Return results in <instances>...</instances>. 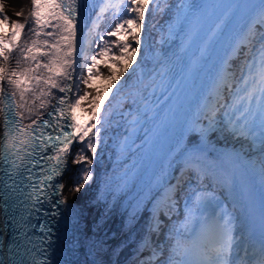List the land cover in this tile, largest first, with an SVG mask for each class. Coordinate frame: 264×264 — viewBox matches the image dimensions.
Here are the masks:
<instances>
[{"label": "bare ground", "instance_id": "obj_1", "mask_svg": "<svg viewBox=\"0 0 264 264\" xmlns=\"http://www.w3.org/2000/svg\"><path fill=\"white\" fill-rule=\"evenodd\" d=\"M104 2H106V0H95L91 3L93 7L90 6L86 15L83 16L85 21L82 19L81 25L77 27V29H79V31L75 33V35H79L77 41L71 42L70 44L69 41L66 42L63 40V35H65L64 31L67 26L62 22L60 13L55 11L54 7L48 6L45 0H0V140L3 141V139H5V141H7L11 150V162L21 173V175H19L21 181H18L19 185H17V191L13 193L12 197L19 204L27 202V207L30 209L33 203H37V205L41 203V201L37 199V197L41 198V194L33 193L34 189H31V187H33L31 183H35V179L41 175V177L37 179L39 183L35 185V188L42 186L43 181H46L45 173L48 174L49 169H53L51 163H55L56 160H52V156H54V145L52 143L53 139H49V135H53L51 131H55L56 134V131L61 129L59 125L63 123L61 119L64 117L59 109H63L64 111L63 101L67 99V101H65V105H67L68 99L70 98L69 115H72V132L65 154V170L60 176L62 178L64 176L61 180V184L66 199L72 201L69 209L72 210L77 206L81 208V211L78 212L79 216L77 219L81 221L82 235H85L86 238H83L82 241L87 244L90 242L97 256L95 262H91L87 256L82 254L78 264H83V262L85 264L86 261L88 264H115V249L111 251V245L112 243L117 245L119 242H123L131 237L132 231L130 230V224L146 201L148 205H151V209H149H153V213L150 215L147 225L151 226L156 222L157 209H159V205H165V195L169 193L166 181L167 174L172 170L173 163L171 162L169 164L167 160L174 149L173 145L177 146V142L182 140L181 130L174 138L175 140L171 145L172 148L170 147L165 153V157L159 161L157 165L155 164L154 173L149 181L143 184L144 173L150 159V152L163 129L160 125L166 120V114L161 115L162 113H159V115H157L160 116L158 124L151 130H148L149 127H146V133L143 134V136L139 135V137H137L138 134L136 132L139 126L135 125V123L138 124L139 121H135L134 119L131 124H128L129 127H127V124H123V122L124 119L128 120L131 115H135L131 113V110H134L132 107L136 105L137 100H139L141 94H143L141 92L144 85L153 80L152 75H147L149 78L144 80L145 75L149 73L148 71L152 69L154 65H159L160 67L162 63L166 62V60L161 61L158 58L160 57L161 51L165 49L167 42L171 40V37L168 38L169 40L164 44H161V48L157 52L151 54H148L144 50L146 37L140 39L142 48L138 52L135 62L131 64L124 80L122 82H117L114 86L117 92V99L111 115L98 124H92L93 121L91 119L89 120L88 116L84 118L81 115L77 106L78 77L75 72L76 63L79 51L86 39L87 33L90 31L89 23L96 14V12L93 11L94 7L95 5L101 7V4ZM62 9H68V6ZM53 13H55V17H53ZM254 14H256L257 17L264 18V0L255 9L253 15ZM51 21H53V23H51ZM54 21H59L62 27H58L57 23H54ZM84 24L85 26L82 27ZM245 25H249V17L243 20V23L237 28V32L234 33L235 35L231 37V42H228L226 47L224 46L223 50L220 51L222 58L220 61H216L214 65V67H218L217 74L214 72L215 69L207 72V77H211V82L207 84V87L211 90L216 91V84L220 78H222L224 70L223 57L225 53L230 50L232 51L237 39L243 35ZM63 27H65V29H63ZM212 27L214 28V26ZM94 30H97V26ZM61 31H63V33H61ZM91 37L94 39V33H91ZM90 42L89 40L88 46ZM65 44L68 45L66 46ZM86 44L87 43L83 46V53L85 47H87ZM208 44L209 42L206 40L205 46H208ZM205 50L206 48L203 50L201 49V55L203 53L205 55ZM163 57H165L164 54ZM179 58L180 57L177 59ZM159 61H161V63H159ZM191 61V66L194 68L192 73L195 75V71L201 68L202 59H192ZM173 62L176 64L177 61L173 60ZM170 66H172V64ZM174 70L173 73L167 71V75H171L169 78L165 75V79L168 80L167 85L174 81H170V78L174 75ZM215 76H217L216 79ZM161 81H163V78ZM65 83H67V85H65ZM203 89H205V86ZM203 89L200 96L204 103L207 104L208 99H205L206 91ZM180 90L181 88L175 94L172 101L173 104L179 98ZM162 92L163 91L159 94ZM65 95L67 96L66 98ZM163 95H165V91ZM61 99H63V101H61ZM200 101L201 99H198V102L195 103L194 112L197 110ZM2 103L3 112H1ZM55 109H57V115H59V117L56 115V118L54 117V120L49 123ZM149 111L151 110L146 108L143 114L149 113ZM141 116L142 115H137V117ZM172 117L174 120L175 115ZM189 117L191 123L195 122L193 114ZM55 121H57V123L61 121V123L55 127ZM171 122L173 123V121ZM51 125H53L55 129H53ZM208 125L210 124L206 126L209 127ZM206 126H204L205 137L208 133ZM125 127H127V131H125ZM181 127H183V125ZM182 129H184V127ZM141 131H143V127ZM141 133L143 132H140V134ZM45 135H47V137H45ZM205 137L203 145L197 149H189L184 153L182 152L181 156L189 158L190 163H195V165H199V167L203 166L220 177L222 176L221 179L225 180L236 204L242 209L243 218L239 221V224H241V227L238 229L239 232L242 230L241 228L245 227V202L233 172L224 166L221 160L233 161L239 164L243 171L253 173L255 179L264 190L262 169L252 166V163L237 155L235 156V151H231V149L223 146L213 147L207 145ZM47 141H51V147H53V149H51V147L47 149ZM42 151L45 155H43ZM47 151H49V155H47ZM208 151H211V154H209ZM0 155L1 190L6 180L9 166L7 161H9L10 157L7 158L3 155L1 146ZM41 157H45L47 161H45V159L41 161ZM49 161H51V163H49ZM39 163H41V167H39ZM33 165H35V167H33ZM43 165H45V167H43ZM47 167H49V169H47ZM37 169H41L39 175L35 173ZM1 171H3V173H1ZM31 171L35 179H32L31 183L26 185L25 190L33 193L35 197H33V195L31 197L25 196V193L19 191L21 185L25 183L26 175ZM3 175H5V177H3ZM1 181H3V183H1ZM27 187H29L31 191H29ZM21 197H23V199H21ZM25 197H27V199H25ZM13 199H11V204H13ZM149 200L151 201L148 203ZM37 205H35V207H37ZM169 205H165V208H169ZM21 207L22 206L19 205L20 210ZM7 209H9V211L5 212L7 217H4L1 222L3 225H1L0 229V253L7 251V255L11 257V261L16 263L17 259H15L13 255L16 253L15 249H19V239H22L21 233H24L26 220L29 219V213H31V219H29V221H33V215L37 214H34L32 210L25 211L26 208H23L22 213L25 215V219H23V215H21L23 223V225H21L20 222L15 221L16 214L13 213L14 210L9 206H7ZM54 209L55 211L53 212L56 213L55 215H57V212L60 213V216L63 215L61 219L57 218L61 220L62 223H60V225H62L63 228L65 219L67 218L65 213H63L65 209L61 206H59V211H57V208ZM143 213L144 212L141 214ZM150 213L151 212L148 214ZM72 215V212L69 213L70 218ZM7 221H9V223H7ZM204 222L208 223L206 221ZM17 223H19V225H17ZM15 225H17V227H15ZM52 226L55 230L56 227L51 223V227ZM9 227H11V229H9ZM219 227L225 229L222 226ZM15 229H17V231H15ZM19 229H21V231H19ZM1 231H3V233H1ZM13 231H15V233H13ZM71 231L73 230L67 232L68 238H70V240L68 239L70 243L69 249H74L76 242H72L71 238L74 236V232L71 233ZM53 232L55 233V231ZM11 233H13L15 237H13ZM209 234L213 235L211 233ZM231 235H237V232ZM231 235H217L215 237L213 235V239H215V241H225V247H231L229 242L226 241L227 239H225V237L231 238ZM9 239H11L13 243H11ZM250 240L252 241V239H249V242ZM149 241V237L147 236L141 241H138L129 257L122 261L121 264H140L141 257H143L145 253L148 254L152 251ZM7 245H9V249H7ZM11 245H13V247H11ZM71 245H73V247H71ZM238 246L239 245H237V247ZM225 247H223V250L219 249V247L210 248L225 253ZM250 247L252 246H244L237 254L239 257H237V255L233 256L237 264H259L257 260L258 253L259 255H263L262 251H255V249H250ZM247 248L249 249L247 250ZM3 249H5V251H3ZM257 249L260 248L257 247ZM84 251L88 253L87 249ZM73 252L74 256H72ZM75 252L76 249L75 251H69V257L60 255L57 257L55 264H77L76 262L73 263V259L75 255H77ZM138 253H141V257H139ZM253 253L255 254L253 255ZM9 257H5V263H3L0 256V264L11 263ZM17 257H19L18 253ZM65 257H67L69 261H67ZM83 257H85V261H83ZM204 259L206 258L204 257Z\"/></svg>", "mask_w": 264, "mask_h": 264}, {"label": "rangeland", "instance_id": "obj_2", "mask_svg": "<svg viewBox=\"0 0 264 264\" xmlns=\"http://www.w3.org/2000/svg\"><path fill=\"white\" fill-rule=\"evenodd\" d=\"M126 1H127V3H129V1H131L130 5H129L130 7H128L127 12L126 11L122 12L123 15H122L120 24H121V30L124 33L126 31L127 32L126 34H128V33L131 34L132 39H131V42L129 44L130 45V50H129L130 56L128 59V64L122 69V71L117 73L114 77H112V79L102 78L98 74L93 73V70L91 69L90 64L88 65V63L91 60V55L87 58L88 53L86 54V57L84 59L82 67L79 69L78 63L80 62L79 58L81 55V51H83L82 47L84 46L86 40L89 41V39L91 37V34H89L90 32L96 33L95 36L97 35V31L94 30V29H96V26L92 30L90 28V31H89V33H87L86 39H85V41H84V43H83V45L79 51V54H78V60H77L76 69H75L76 70L75 72H76L77 77H78V81H77V106L81 112V115L84 118H86L88 116V119L89 120L91 119L93 121L92 124H98L101 121H104L105 118H107L113 112L114 104H115V101L117 99V95H116L117 92L115 91L114 86L117 82H119V81L122 82L124 80L125 76L127 75L128 71H129L131 64L135 62L137 54L142 48L140 39L142 37H146L144 50L148 54L157 52L161 48V44H164L167 40H169L168 38H170L172 36L173 32L175 31V29L177 27L178 22L180 21V19L182 17L181 15H183V13L185 12L186 6H188V4L190 2V0H184L183 1L184 6H183L181 12L179 13V15L177 16V18L174 19L173 22H159L158 19H156L154 22H149L147 19V14H148L147 11L149 9H151L153 6L157 7L158 4L161 2V0H126ZM118 2H119V0H106V2L101 4V6L103 7L102 11L101 12L99 11V14L96 13L95 14L96 17L94 15L93 19H97V20L99 19L100 20V18H101L100 16L103 13V11L105 10V8L109 5H110L109 7H111V6L117 7V6H119ZM257 18L260 19L261 21H263V23H264V18H260L259 16ZM255 23H258V22H255ZM244 27H245V30L243 32V35L239 39H237L235 45L232 48V51L230 50L229 52L225 53V55L223 57L224 70H223L222 78H220V80L216 84L217 85L216 91H213L209 87H207L208 86L207 84L211 82V77H210L209 80L207 81L205 89H204L206 91L205 99H208L207 104L204 103L202 97L199 96L198 99L199 100L201 99L203 105L200 101V103L197 106V110H195V112H194V108H193L192 109L193 111H191L189 114V116H191L193 114V118L195 119V122L191 123L189 116L185 120L186 122H184V126H183L184 129H182V134H181L182 140L177 142V146L173 145L174 149L172 150V152H171V154L167 160L169 164L172 162L173 166H172V170L167 174L166 185H169L171 183L173 177H174L175 170L179 165V158L181 157L182 152L185 149V140L188 137L189 131L193 128L197 132H200L201 135H204V126H206L207 124H210V125H208L210 127V129H209L206 137L204 136L206 138L205 142L207 145H211L213 147L223 146V147H226L228 149H231V151H235V156L237 155V156L245 159L246 161H249L250 163H252V166L260 167L262 169L263 178H264V167L258 162L257 153H254V154L249 153V150L246 147L242 148V147H232L230 145H227V146L226 145H218V144L213 143L209 137V134L211 133V131L216 126H218V118H217V112H216L217 107L216 106L218 104V101L220 99H222L223 96L225 95V90H224V88H226L225 84L227 83L228 79H230L231 77H234L236 75L233 68L229 70V67L231 66V60L233 57H235V55H237V53L239 52V49L241 48V45L243 44V42L244 41H245V43L248 42L247 37L250 33V29L252 26L249 27L248 25H245ZM95 38L93 39L91 37L92 40L90 39L91 42L89 45L91 46V48H92L91 43L93 40H95ZM229 42H231V41H229ZM64 43H66V42H64ZM87 45H88V43L86 44V46ZM262 55H263V60H264V53ZM225 56H226V58H225ZM252 60L253 61L250 64L249 73L250 74L253 73L252 75H250L253 78H251V79L249 78V80H247V82L243 85V88L249 89L250 91L248 93H244L242 95H239V99L235 102V105H240V106L244 105V107H247V109L251 113L256 114V113H263V111H264V61H260V60L257 61L256 57L253 58ZM244 65H245V63H244ZM255 66H258L259 68L256 69ZM6 71H7V69H6ZM257 71H259L258 72L259 74L263 73V76H261V78H259V80H257V82H255L253 88L251 89V86L254 82V78L256 77L255 73H257ZM88 72L89 73L91 72V73L89 74ZM214 72H215V74H217V69H215ZM84 74H85V76H84ZM216 78H217V76H215V79ZM87 80L90 81V84H87L88 86H90V88L89 89L86 88L84 91L83 84ZM198 99H197L196 103L198 102ZM88 100L90 102L86 103V101H88ZM1 112H3V103H2V111ZM71 118H72V115H71ZM185 159L189 160V158H185ZM187 178H185L179 184L181 191L183 190L182 187H183V184ZM223 181L225 182V180H223ZM61 190H62L64 197H66V195L64 194V189L62 188V184H61ZM180 196H181V193L176 192V194L175 193L172 194L171 200L168 199L171 201V203L169 205V208H165L167 211V214L171 213V215H173V214H177L178 212L179 213L182 212V210L180 209V205H179V203H180L179 197ZM150 201L151 200H149L148 203ZM144 206H142L141 210L137 212L135 219H133L132 223L130 224V230L132 231L131 237H129L127 240H124L123 242H119L117 245H115V243H112L111 251L115 249V264H121L122 261L127 259L126 257H124V259L123 258L121 259V257H120V255L122 256V254L124 253L123 250H124V248L127 247V245H126L127 243L129 244L130 242H134V245L131 247V251H132L134 246H135V242L144 236V234H143L140 237V235L143 232V225L146 227V225L148 223L147 222L148 221V215H149L148 213L151 212L148 209L147 201L145 202ZM171 206L173 208H171ZM236 209H237V211L229 214L225 220L223 219V216H224V214H222L223 212L217 214V213H213V211H211V210H208L206 212L201 210V211H203L204 215L202 213V215L195 222H193L190 235L192 236V240L194 243H197L201 239L202 236H205L209 233L213 234L214 237L217 236L218 233L215 230L218 229L219 226H222L225 228L226 234L229 233L231 235V234L237 232V235H231V238H229V240L228 239L226 240L227 242H229L231 247H228V249L225 251V253L219 252V251H217V249H213V248L211 249L210 248L211 250L207 254L202 255L203 256L202 260H204V257L206 258L204 260L205 264H207V263H209V264L210 263H213V264H229V260H231L233 258V256H236L239 253L240 249H242L244 246L248 245V244H246V242H245L246 245H244V241L247 238H244V235L241 231L238 232V229L241 227V224H239V221L243 217L242 209H240L238 207V205H237ZM142 212H145L144 215H147V216H146L145 220L140 222L138 217ZM165 216H166L165 212H163L161 210L159 211V209H157L156 222L151 226L147 225V227H151V229L148 231V237L150 240L149 242H150V246L152 247V251L150 253H148L147 255L144 254V256L141 257V263L140 264H155V261L160 260V258H161L160 256L163 253V249L161 246H157L158 243L156 241L154 242L153 236L151 235V230L155 231V230L162 229V227H164V226H161V224L164 223ZM170 217H172V216H170ZM204 221H206L208 223H205ZM200 229H201V231H200ZM150 236H151V238H150ZM160 243L162 244L163 242H160ZM237 245H239V246L237 247ZM179 252H180V258L181 259L183 258L181 260V264H195V261H194L195 259H192L189 256V254H187L188 247L182 248L181 251H179ZM178 254L179 253H177V256H178ZM129 255H130V253L128 254V256ZM153 255L155 256L156 259L154 258V260H149V257L153 256ZM124 256H126V255L124 254ZM165 256H167V255H165ZM165 256H163V257H165ZM257 259L259 260V257ZM260 261L262 262L263 260H260ZM86 262H85V264H88ZM196 262H198V260ZM83 264H84V262H83Z\"/></svg>", "mask_w": 264, "mask_h": 264}, {"label": "trees", "instance_id": "obj_3", "mask_svg": "<svg viewBox=\"0 0 264 264\" xmlns=\"http://www.w3.org/2000/svg\"><path fill=\"white\" fill-rule=\"evenodd\" d=\"M121 1L119 0V6L117 7H106L100 20L97 21V35L95 36L96 33H94V38H96L91 43L92 48L89 45L86 49L87 58L91 55L88 65L90 64L93 73L106 79H112L117 73L121 72L128 64L130 56L129 44L132 36L121 30L120 23L122 12H127L131 1L129 3L126 0ZM183 1L161 0L157 7L153 6L147 11L148 21L154 22L158 19L159 22H173L184 6ZM247 39L248 42L241 45L239 52L231 60L229 70L233 68L236 75L228 79L225 84V95L218 101L216 106L218 126L211 131L209 137L213 143L218 145L248 148L249 153H257L258 162L264 167V111L263 113L255 114L251 113L244 105H235L239 95L250 91L243 88V85L249 78H253L250 76L253 73H249L252 59L255 57L257 61H262L263 59L264 25L260 23L253 24ZM255 67L259 68L258 66ZM87 84H90V81L87 80L83 84L84 91L86 88H90ZM254 84L255 82H253L251 88H253ZM89 102V100L86 101V103ZM200 137L201 133L192 128L185 140V147L198 142ZM182 189L181 191L178 183L177 192L181 193L179 205L182 212L173 215L165 212L164 223L161 224L164 227L160 230H151L154 242L156 241L158 243L157 246H161L163 249L160 260L155 261V264H181L183 258H180L179 251L184 247H188L187 254L192 259H195V264H201L202 255L207 254L211 250L212 235L202 236L197 243H194L190 235L193 222L202 215L203 211L211 210L217 214L223 212L224 220L229 214L235 212L229 204L228 197L224 194V189L216 184L213 185L207 179L196 181L188 177ZM144 213L139 217L140 222L146 219L147 215H144ZM144 231L145 226L143 225V232L140 237ZM160 242L163 243L161 244ZM126 245L128 248H124V253L122 252V256L120 255L121 259H124L132 252L131 247L134 242ZM177 253H179L178 256ZM197 260L198 262H196Z\"/></svg>", "mask_w": 264, "mask_h": 264}, {"label": "water", "instance_id": "obj_4", "mask_svg": "<svg viewBox=\"0 0 264 264\" xmlns=\"http://www.w3.org/2000/svg\"><path fill=\"white\" fill-rule=\"evenodd\" d=\"M102 9H103L102 6L101 7H97V5H95L93 11H95L97 14H99V11L101 12ZM53 17H55L54 14H53ZM95 17H96V15H95ZM256 17H257L256 14H254V15L252 14L250 16V18H249V25L248 26H252L253 24H255V22H258V23L264 25L263 21H261L260 19H258ZM97 21H98L97 19L91 20V22L89 23V29L91 28V30H92L95 26H97ZM51 23H53V21H51ZM54 23H57V26L58 27H62V25H61V23L59 21H57V22L54 21ZM85 24L82 25V27H84ZM208 28H209V26H208ZM208 28L204 32V35L206 34ZM61 33H63V31H61ZM64 34L65 35H63V40H65L67 42L69 40L70 32H68V31L65 30L64 31ZM89 34H91V33H89ZM78 36L76 35V36H74L75 38L73 37V39H74L73 42L77 41ZM85 43H89V41L86 40ZM243 44H246L245 41L243 42ZM87 47H88V45H87ZM87 47H85V49H87ZM82 49H83V47H82ZM85 49H84V53H83V51H81V55H80V58H79V61L80 62L78 63L79 69L82 67L83 62H84V59H85L86 54H87V51H85ZM183 49H184V46H182L180 48L179 54L182 52ZM200 51H201V49L198 51V54L196 56L197 57L196 59H198V60L199 59H202L203 58V55H204V54L201 55ZM172 60H173V58L172 59L171 58H168L166 60V62L162 63V65L160 67L158 65H154V67L148 71L149 73H147L146 75H149V76L152 75L153 80L150 83L148 82V83H146L144 85L143 90L141 92V93H144L143 97H146V96H149L150 97L154 93V90L158 88V84L160 83V81L162 80V78H164V76L166 75L167 66L170 65V63L172 62ZM220 60H221V58H220ZM174 64L175 63L173 62L172 63V66H170L169 72H171V73H173ZM217 68L218 67H214V69H217ZM149 76L144 77V80L145 79H148ZM175 78H176V76L172 75V77L170 78L171 79L170 81L172 82V80H175ZM208 79H209V77L206 78L205 81L207 82ZM65 85H67V83H65ZM170 87H171L170 84L167 85L165 87V89L163 90V92L156 97V100L154 101V104L156 103V105H154V109H152V113L148 116V119L146 120V125L145 126L147 128L149 127L148 130H151L154 126H156L158 124V121H159L160 116H157V115H159V113L160 114L162 113L161 115L166 114V120L164 122H162V124L160 125L161 128H163V126L165 124H167L169 121L171 122V117L173 116V109H170L169 111H167V110H165V108H166V105L169 102V98L172 95V92L174 90H170L167 95H163L164 94V91H166ZM168 95H169V98L167 97ZM66 97L67 96L65 95V98ZM61 101H63V99H61ZM60 104H61V102H60ZM56 115H57V109H55V112L52 114V117H51L49 123L52 120H54V117L56 118ZM57 116H59V115H57ZM172 121H174L173 118H172ZM206 129H207V131H209L210 127H207ZM137 137H139V136H137ZM3 141L0 140V143H1L0 144L1 151H2L3 155L8 158V157L11 156V150L9 148V145L7 144V141H5V139H3ZM203 143H204V135H201V139L197 143L190 144V145L186 146L185 149L183 150V153L185 151L189 150V149H197L201 145H203ZM208 153L211 154V151H208ZM212 156H214V155H212ZM187 177H191L193 180H196V181H202L203 179H207L213 185L216 184L218 187L223 188L224 189V193L228 197V199H230L231 204H233V205L235 204L234 206H235V208H237L236 202H235L232 194L230 193V191L228 189V186L221 179V177L219 175L213 173L209 169L204 168L203 166L202 167H199V165H195V163H190V161L188 159H185L182 156L179 158V165H178V167L175 170L174 177H173L171 183L167 187V188H169V193H166V195H165V205H169V203H171L170 200H171L172 194L177 192V183L180 184ZM63 178H64V176H63ZM63 178H60V180H62ZM167 198L170 199V200H168ZM165 205H159V211L161 210L163 212H167L166 209H165ZM150 206L151 205H148V209L150 208ZM171 208H173V207L171 206ZM150 211H151V213L148 215V220H149L150 215H152V213H153V209L150 210ZM150 229H151V227H147V225H146L145 231L143 233L144 234L143 237H145V236L148 237V231ZM143 237L141 239H139L138 241H141L143 239ZM138 241L135 242V245H136V243ZM87 250H88L87 258L91 262H95L96 257H97L96 254H95V252L93 251V249H92V251H90L89 248ZM138 254H139V257H141V253H138ZM254 254L255 253H253V255ZM145 255H147V253H145ZM128 257L129 256L127 255L126 258H128ZM154 258H155L154 255L149 257V259H154Z\"/></svg>", "mask_w": 264, "mask_h": 264}, {"label": "flooded vegetation", "instance_id": "obj_5", "mask_svg": "<svg viewBox=\"0 0 264 264\" xmlns=\"http://www.w3.org/2000/svg\"><path fill=\"white\" fill-rule=\"evenodd\" d=\"M70 102H71V100H70V98L68 99V108H69V110H70Z\"/></svg>", "mask_w": 264, "mask_h": 264}]
</instances>
